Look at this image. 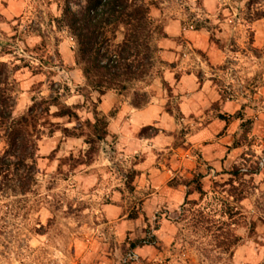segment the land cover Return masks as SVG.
<instances>
[{
	"label": "rangeland",
	"instance_id": "374dc122",
	"mask_svg": "<svg viewBox=\"0 0 264 264\" xmlns=\"http://www.w3.org/2000/svg\"><path fill=\"white\" fill-rule=\"evenodd\" d=\"M144 1L158 28L151 44L153 68L149 79L132 86L129 93L107 94L115 102L106 108V95L99 97L86 89L83 74L75 67L77 42L65 31L57 33L50 22L57 13V0H0V63L8 67L14 116L28 113L43 98L58 96L79 117H48L38 142L31 192L23 197L9 191L0 195V264H202L200 253L208 242L200 241L189 220L179 219L183 184L200 172L205 175L204 190L219 192L229 179L223 173L233 167L246 175V199L238 208L247 224L238 230L244 239L232 263L263 260L264 247L258 243H264V94H260L264 93V43L255 47L254 41L256 36L264 37V0ZM84 3L70 0L69 7L76 11ZM38 32L48 41L45 51L53 67L34 75L40 54L27 49L39 45L41 40L34 35ZM185 33L209 37V43L225 53L221 65L212 66L210 56L194 48ZM121 40L119 33L115 43ZM21 60L30 63V69H22ZM185 73L200 83L210 79L220 96L218 103L203 109L202 121L180 111L176 84ZM133 90L148 95L149 103L142 109L156 105L173 118L172 130L162 134L174 149L190 153L195 168L178 169L164 184L143 173L140 184L137 166L147 159L145 149L156 151L149 140L160 131L155 125L129 127V114L114 124L123 107L137 110L131 104ZM227 102L237 105L232 116L221 109ZM94 110L108 123L102 140L85 124L94 123ZM214 120L224 128L216 129L213 141L225 151H236L227 167V157L219 158L215 166L203 161L195 141ZM88 137L95 141L90 159ZM179 189L180 196L174 192ZM159 219L156 245L132 250L131 245L144 239Z\"/></svg>",
	"mask_w": 264,
	"mask_h": 264
},
{
	"label": "trees",
	"instance_id": "16d2710c",
	"mask_svg": "<svg viewBox=\"0 0 264 264\" xmlns=\"http://www.w3.org/2000/svg\"><path fill=\"white\" fill-rule=\"evenodd\" d=\"M69 1L57 0V13L50 17V22L57 33L65 31L77 42L74 64L83 74L86 89L103 97L109 93L127 94L132 86L146 82L153 68L151 44L158 32L150 17V5L144 0H85L84 6L75 11L69 7ZM119 33L122 40L116 44ZM34 35L41 41L27 52L40 54V65L33 72L41 75L42 68L53 65L45 51L46 37L39 32ZM158 35L166 38L163 31ZM3 50L9 52L5 47ZM21 62H24L22 69H30V63ZM7 69L6 63H0V145H4L0 151V195L9 191L15 197H23L29 195L36 179L38 142L42 130L48 126L46 119L52 116L79 120V117L74 108L62 104L58 96L43 98L28 113L15 117ZM133 91V108L139 110L148 105L146 93ZM52 108L56 109L53 113ZM92 114L94 123L86 120L85 124L92 129L94 137L102 140L107 135V120L96 110ZM86 144L91 146L86 152L90 159L95 153L93 137H88ZM223 174L229 179L220 185L219 192L209 194L204 190L205 175L200 172L183 184L185 200L179 219L189 220L200 241L208 242V248L200 253L202 264H233L235 250L244 239L238 230L247 224V219L238 205L246 199V175L238 167ZM193 195H198V200H190ZM159 223L160 219L153 229L147 230L144 239L131 245V249L154 247L157 240L154 232L159 229ZM250 232H254L253 226ZM258 245L264 247V243ZM248 264H264V258Z\"/></svg>",
	"mask_w": 264,
	"mask_h": 264
},
{
	"label": "crops",
	"instance_id": "0c3cea01",
	"mask_svg": "<svg viewBox=\"0 0 264 264\" xmlns=\"http://www.w3.org/2000/svg\"><path fill=\"white\" fill-rule=\"evenodd\" d=\"M184 36L194 48L203 50L205 54L210 56V63L212 66H220L224 61L225 53L222 50L217 49L215 46H212L209 43V37L206 38L205 34L198 35V33H185ZM263 43L264 37H255V47H260ZM170 48L176 50V52L179 50L177 46ZM176 93L181 99L179 107L182 114L184 116H199L200 121L203 119L201 118L203 109L220 101V96L210 79L204 80L203 83H200L193 74L189 75L185 73L180 77V80L176 84ZM260 94L263 95L264 93L261 92ZM104 100L106 108H110L115 102L110 95H106ZM236 108L237 105L230 102L221 106L222 111L227 112V114L231 116L237 111ZM220 113L222 114V112ZM126 114H129L130 117L129 124L131 125L128 124L129 127L133 126L138 130L139 128L155 125L160 131L159 135L149 140L154 145L153 148H155L156 151L145 149L143 154L147 156V159L137 166V171L141 175L140 184L143 179H145L143 173H146V175L149 173L154 182L157 181L164 184L169 181V177L172 173L176 172L178 169L181 170L183 167L186 169H192L197 166L196 160H192L193 158L189 152L174 149L173 146H171V141L165 140L162 131H171L174 124V120L170 115L161 112L156 105H149V107L141 110H132L130 107H123L121 114L118 116L114 124H118ZM217 128L221 129L224 127L218 123V120H214L207 128L198 132L195 141L200 145L201 149L199 155L203 161L212 163V165L215 166L220 164L218 163L219 158L224 159L227 157V162L224 164V167H227L228 164L231 163L230 160H232L236 151H230L229 149L225 151V148L216 141H213ZM232 133L233 131L229 132V134ZM153 164L154 166H152ZM174 192L176 195H182L181 189L174 190Z\"/></svg>",
	"mask_w": 264,
	"mask_h": 264
}]
</instances>
